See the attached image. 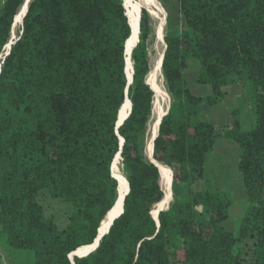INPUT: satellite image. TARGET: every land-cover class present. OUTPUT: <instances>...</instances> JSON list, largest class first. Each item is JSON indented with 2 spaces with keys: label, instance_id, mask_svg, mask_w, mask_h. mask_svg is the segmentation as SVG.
Wrapping results in <instances>:
<instances>
[{
  "label": "trees",
  "instance_id": "trees-1",
  "mask_svg": "<svg viewBox=\"0 0 264 264\" xmlns=\"http://www.w3.org/2000/svg\"><path fill=\"white\" fill-rule=\"evenodd\" d=\"M24 2L6 0L0 12V59ZM177 2L181 22L164 38L162 61L173 101L153 153L171 171L174 202L158 218L161 172L144 154L155 99L149 12L129 49L136 28L126 0L30 3L0 69V241L31 251L18 255L27 264H264V0ZM190 57L212 88L208 104L245 88L249 131L239 116L221 131L199 118L204 99L184 76ZM218 136L241 148L249 206L236 232L224 226L231 199L198 184ZM53 202L65 206L61 222Z\"/></svg>",
  "mask_w": 264,
  "mask_h": 264
},
{
  "label": "rangeland",
  "instance_id": "rangeland-1",
  "mask_svg": "<svg viewBox=\"0 0 264 264\" xmlns=\"http://www.w3.org/2000/svg\"><path fill=\"white\" fill-rule=\"evenodd\" d=\"M32 1L33 0H25L23 5L18 10L16 21L14 22V26L11 32L9 44L6 47L4 57L0 59V69L4 61L5 55L9 53L11 46L18 40L21 35L23 23L21 20L23 19V14L26 13ZM157 1L164 11L163 15L161 16V18L163 19V23H161V35L163 41L159 40L158 38L159 22L151 14L149 5L141 0H126L128 11L132 18V21L135 24V28L137 27L139 13L142 11L143 8H145L151 16L152 35L149 45L151 71L148 76V83L152 86L155 91V99L154 108L149 121L144 146V154L151 161L153 160V151L151 152V143L153 150V139L156 136L154 135L155 124L157 122L158 113L161 112L162 114H165L169 110L173 101V98L168 90V85L162 71V63L160 71L154 72V65L161 57V55L163 57L165 51V41L163 38H165L166 34L169 31L174 32L181 22L177 0ZM5 2L6 0H0V12ZM20 12L22 14V17L19 16ZM200 70V60L196 57H190L187 60V67L184 72V76L187 80L191 92L195 95L203 97L204 99V102L200 106L199 118L201 120L212 123L217 130L221 131L223 129L231 127L234 121V117L239 116V118L241 119L242 130L249 131L254 124V113L249 97H246V99L243 94L241 95L239 93L235 95L233 94L229 97H227L226 95V98L223 102L217 105L208 104L206 98L212 93V88L210 85L201 84L198 82L197 78L200 73ZM240 153L241 148L237 142L226 139L223 136H218L212 153L209 154L206 159V170L204 180L198 183L200 185L203 184V182H206L213 189L222 194H226L231 199V204L228 209L229 216L228 219L224 222V226L227 230L233 232H236L239 229V226L249 206L243 177L239 170ZM158 164L168 168L163 164ZM168 170L171 175V171L169 168ZM119 178V191L120 198L122 199L124 197V180L122 179V176H119ZM161 185L165 192L166 184L163 180L162 173ZM161 202L156 205L154 209L157 211V215L155 216L156 218L158 217V213L160 211L169 208L170 205L174 202V193L172 187L169 202H167V204L163 208L161 206L164 203L163 201ZM47 208L49 213H53L60 220V222L63 221V211L65 209L64 205L58 202H53L48 205ZM118 212L119 206L116 208L114 213L117 214ZM0 251L2 254V264H27V258H21L18 257V255L20 256V254H27L31 252L29 250L12 249L4 239L0 241ZM12 253H15V255H13Z\"/></svg>",
  "mask_w": 264,
  "mask_h": 264
},
{
  "label": "bare ground",
  "instance_id": "bare-ground-1",
  "mask_svg": "<svg viewBox=\"0 0 264 264\" xmlns=\"http://www.w3.org/2000/svg\"><path fill=\"white\" fill-rule=\"evenodd\" d=\"M141 1H143L144 3H146V4H148L149 5V7H150V12H151V14L158 20V22H159V28H158V38H159V40H162V35H161V23H163L162 21H163V19L161 18V16L163 15V13H164V11H163V9H162V7H161V5L158 3V1L157 0H141ZM141 3V2H140ZM140 3H139V5H140ZM141 13V12H140ZM140 13H139V18H140ZM24 15L25 14H23V17H24ZM19 16L20 17H22V14H21V12H20V14H19ZM17 17V16H16ZM139 18H138V21H137V27H136V34H135V36H134V42L131 44V46H130V48L129 49H131L134 45H135V43H136V41H137V38H138V26H139ZM23 20V19H22ZM21 20V21H22ZM16 21V20H15ZM14 21V22H15ZM165 21V20H164ZM164 39V38H163ZM163 41V40H162ZM155 63V62H154ZM161 63H162V55H161V57L158 59V61L155 63V65H154V72H156V71H160V69H161ZM153 65V64H152ZM153 71V70H152ZM149 76V75H148ZM150 82V81H149ZM153 82V81H152ZM158 86V85H157ZM156 88V87H155ZM162 93V92H161ZM163 99V98H162ZM164 116V114H162L161 112H159L158 113V117H157V122H156V124H155V132H154V135H156L157 136V134H158V132H157V130L159 131V124H160V120L162 119V117ZM155 117V116H154ZM124 118V117H123ZM156 121V120H155ZM155 136V137H156ZM153 150H152V143H151V152H152ZM153 159V158H152ZM159 167H160V171H161V173H162V177H163V180H164V182H165V184H166V187H165V196H164V198H163V205L161 206L162 208L167 204V202H169V200H170V197H171V176L172 175H170V172H169V170H168V168H166V167H164V166H162V165H159ZM125 196V195H124ZM162 203V202H161ZM119 213H117V214H115V213H113V215H112V217H111V219H110V221L101 229V231H100V235H102L104 232H105V230L107 229V228H109L110 226H111V224H112V221H113V218L114 217H116L117 215H118ZM153 215L154 216H156L157 215V211L156 210H154V212H153ZM78 252V251H77Z\"/></svg>",
  "mask_w": 264,
  "mask_h": 264
},
{
  "label": "water",
  "instance_id": "water-1",
  "mask_svg": "<svg viewBox=\"0 0 264 264\" xmlns=\"http://www.w3.org/2000/svg\"><path fill=\"white\" fill-rule=\"evenodd\" d=\"M27 11H28V9H27ZM26 11V12H27ZM26 14V13H25ZM25 16V15H24ZM140 16H141V13H140ZM139 20H140V18H139ZM164 53H165V51H164ZM163 58H164V54H163V57H162V61H163ZM131 61V54H130V56H129V58H127V72H128V75H129V78H130V81L132 80V73H133V66H131V70H132V73H130L129 71H128V63ZM132 64V63H131ZM169 111V110H168ZM168 111L164 114V115H166L167 113H168ZM164 117V116H163ZM162 117V118H163ZM126 118V117H125ZM125 118H123V119H120L119 120V125L124 121V119ZM162 120V119H161ZM161 120H160V123H161ZM159 126H160V124H159ZM158 134H159V131H158ZM158 134H157V136H158ZM156 136V137H157ZM156 137L153 139V152H152V156H153V153H154V143H155V139H156ZM119 157V156H118ZM118 157L116 158V160L118 159ZM152 162H154L158 167H159V164H158V162H156L154 159L152 160ZM159 169H160V167H159ZM118 193H119V188H118ZM125 196H126V194H125ZM124 199H125V197H124ZM117 203H118V199H117V201H116V204H115V206H114V208L116 207V205H117ZM123 205H124V203H123ZM114 208L112 209V211L114 210ZM111 211V212H112ZM123 213V209H122V211H121V213L120 214H118L116 217H114L113 218V221L116 219V218H118L121 214ZM159 214V213H158ZM155 217V216H154ZM156 218V217H155ZM158 218V217H157ZM113 221H112V224H113ZM111 224V225H112ZM104 235V234H103ZM103 235H100V234H98V237L96 238V240H95V242H94V244L93 245H95V248L97 247V245H98V242H99V240H101V238L103 237ZM94 248V249H95ZM93 249V250H94ZM73 255V253L71 254V256Z\"/></svg>",
  "mask_w": 264,
  "mask_h": 264
},
{
  "label": "crops",
  "instance_id": "crops-1",
  "mask_svg": "<svg viewBox=\"0 0 264 264\" xmlns=\"http://www.w3.org/2000/svg\"><path fill=\"white\" fill-rule=\"evenodd\" d=\"M243 94L245 96V98L247 97L248 98V95H247V92L245 90V88L240 85V84H235V85H232L228 88V93H227V97L229 96H232L233 94ZM246 98V99H247Z\"/></svg>",
  "mask_w": 264,
  "mask_h": 264
}]
</instances>
